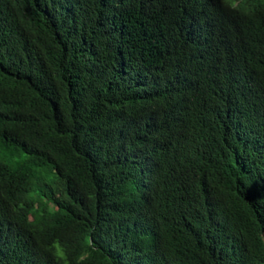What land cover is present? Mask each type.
Segmentation results:
<instances>
[{
	"label": "trees",
	"instance_id": "16d2710c",
	"mask_svg": "<svg viewBox=\"0 0 264 264\" xmlns=\"http://www.w3.org/2000/svg\"><path fill=\"white\" fill-rule=\"evenodd\" d=\"M0 0V264H264L261 0Z\"/></svg>",
	"mask_w": 264,
	"mask_h": 264
},
{
	"label": "clouds",
	"instance_id": "9594fccd",
	"mask_svg": "<svg viewBox=\"0 0 264 264\" xmlns=\"http://www.w3.org/2000/svg\"><path fill=\"white\" fill-rule=\"evenodd\" d=\"M229 7L233 9L234 11L238 10V0H232L228 3ZM255 7L257 8L258 11L261 12L263 5H264V0H261V2L255 3Z\"/></svg>",
	"mask_w": 264,
	"mask_h": 264
}]
</instances>
